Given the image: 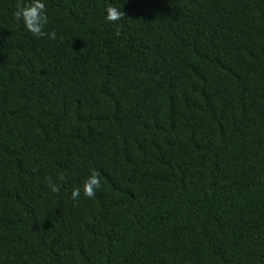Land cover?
<instances>
[{"label": "trees", "instance_id": "1", "mask_svg": "<svg viewBox=\"0 0 264 264\" xmlns=\"http://www.w3.org/2000/svg\"><path fill=\"white\" fill-rule=\"evenodd\" d=\"M27 2L0 0V264H264V0H45L55 39Z\"/></svg>", "mask_w": 264, "mask_h": 264}, {"label": "clouds", "instance_id": "2", "mask_svg": "<svg viewBox=\"0 0 264 264\" xmlns=\"http://www.w3.org/2000/svg\"><path fill=\"white\" fill-rule=\"evenodd\" d=\"M105 20L109 22H114L119 20L123 13L115 7H107L105 9ZM14 17L19 20L25 30L32 34L34 37H42L47 35L49 39H55L54 32H45V26L48 23V17L45 9V0H28L18 6L14 12ZM48 187L52 192L58 190L57 185L48 182ZM99 187V179L95 174H91L85 180L83 185V194L88 197L94 195V190ZM81 195L80 188L73 189L71 193L72 199H77Z\"/></svg>", "mask_w": 264, "mask_h": 264}]
</instances>
